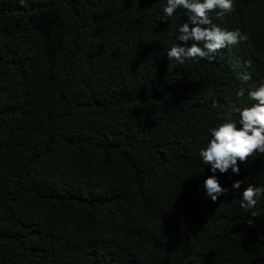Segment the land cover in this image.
I'll use <instances>...</instances> for the list:
<instances>
[{"label":"trees","instance_id":"16d2710c","mask_svg":"<svg viewBox=\"0 0 264 264\" xmlns=\"http://www.w3.org/2000/svg\"><path fill=\"white\" fill-rule=\"evenodd\" d=\"M162 2L0 0V264H264V198L253 216L230 187L264 182V154L215 202L197 155L264 78V0L213 10L249 39L183 63Z\"/></svg>","mask_w":264,"mask_h":264},{"label":"clouds","instance_id":"9594fccd","mask_svg":"<svg viewBox=\"0 0 264 264\" xmlns=\"http://www.w3.org/2000/svg\"><path fill=\"white\" fill-rule=\"evenodd\" d=\"M27 8L35 0H15ZM234 0H163L160 3L161 21L173 18L174 13L182 10L183 19L175 28V33L168 32L173 43L167 48L169 60L183 63L187 59H205L211 61L218 50L243 43L249 39L247 32L239 27L228 28L214 23L210 13L221 17L230 12ZM247 61H245V64ZM241 80H248L247 72L240 73ZM237 99L246 95L248 103L230 104L222 117L207 129L208 139L198 148L199 161L207 166L209 175L198 182V192L211 202L217 201L229 193L230 188L220 182V175L225 172L239 175L240 167L254 154H264V78L255 87L237 88ZM215 107V101H213ZM264 160V155H262ZM243 179L231 181V190L239 191V207L254 211L258 202L264 198V182H249L241 190ZM264 241V232L259 233Z\"/></svg>","mask_w":264,"mask_h":264}]
</instances>
